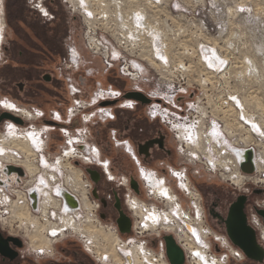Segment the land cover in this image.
Here are the masks:
<instances>
[{
	"label": "built area",
	"instance_id": "1",
	"mask_svg": "<svg viewBox=\"0 0 264 264\" xmlns=\"http://www.w3.org/2000/svg\"><path fill=\"white\" fill-rule=\"evenodd\" d=\"M49 2L30 0L34 4L30 8L40 18L52 19L46 6ZM132 2L127 6L123 0H88L86 6L76 9L80 21L88 26L87 48L102 59L103 70H111L121 62L119 70L123 76L139 78L144 68L129 64L125 57L126 44L133 42V38H142L143 34L149 35L153 29L150 23L155 18L139 5L155 11L168 9L171 19L182 6L168 0ZM193 4L195 9H200L196 14L199 17L207 6L216 7V3L197 0ZM163 22L169 24L167 19ZM153 23L163 25L159 18ZM195 23L193 26L201 34L197 50L205 78L193 88L184 85L181 77L182 82L177 80L169 96L146 95L150 102L144 105L148 120L159 122L171 134L174 151L183 160L177 166L166 161L171 158L173 149L165 147L163 135L158 134L155 139L133 147L128 140H116L113 130L112 141L128 155L136 169V177L124 172L115 174L111 161L103 159L100 149L92 143V133L88 129L76 130L78 124L72 122L75 118L68 116L65 120L59 114L57 119L58 112L52 111L45 116L38 107L0 100V108L3 102H8L25 109V114L0 109V114L7 112L22 121L21 125L9 120L0 123V227L9 235L22 239L31 259L54 260L57 247L74 240L94 264H170L165 237L171 236L183 252V264H228L230 260H246L225 234L218 235L207 225L202 197L191 183L190 173L194 177L217 180L241 195H248L254 189L264 191V152H257L254 147V142L264 138V129L255 116L247 113L233 92L214 98L211 92L218 84L208 82L207 75L211 78L222 76L226 61L221 60L217 65L212 62L222 56L216 45L207 39L211 26L201 17ZM154 33L162 34L155 29ZM162 47L159 42L152 41L151 57L155 63L168 68L170 64L163 57L164 43ZM179 68V75L187 73ZM108 88L109 97L116 101L124 98L125 94L112 86ZM183 95L186 100L178 98ZM125 100L122 107L129 105L134 109L139 104ZM243 113L258 127L248 122ZM108 115L110 120L115 118L111 112ZM224 117L234 122L235 127L226 125ZM55 131L63 140L52 153L50 139L55 141ZM239 135L245 137L247 144L231 141ZM154 149L162 152L164 158L152 168L147 162L153 159ZM242 152L252 154L250 174L241 171L246 163ZM87 169L99 174L97 184L91 181ZM103 181L112 188L102 186ZM94 191L97 198L93 196ZM116 197L131 222L128 234H121L115 223L118 217L114 208ZM261 204L264 206V201L249 206L248 225L264 249V223L256 212L263 208Z\"/></svg>",
	"mask_w": 264,
	"mask_h": 264
},
{
	"label": "rangeland",
	"instance_id": "2",
	"mask_svg": "<svg viewBox=\"0 0 264 264\" xmlns=\"http://www.w3.org/2000/svg\"><path fill=\"white\" fill-rule=\"evenodd\" d=\"M18 1L20 2L16 1V8L18 7L20 11V22L16 23V27L12 29L6 25L4 0H1V11L3 12L1 21L4 23L5 39L0 56V100L6 99L24 105L23 102L32 98L36 104H41V106H32L43 110L45 116L53 111L58 112L65 120L69 116V111L74 109L76 111L74 114L77 115L72 122L78 124L76 130L79 129L81 132L88 129L92 133V143L100 149L103 159L113 161L111 166L115 174L123 173L119 168V166L122 167L121 162L119 161V166H116L115 160L120 158L119 155L124 154V151L118 143L112 141L111 131L114 130L118 134H122L119 138L116 132V140L123 141L131 137V141L135 143L139 140L155 139L157 135L154 131L155 128L144 123L141 116L142 109L139 112L135 108L134 110L123 109L122 105L126 101L124 98L116 101L112 97L105 96L104 100L98 103L99 99L96 98V95L102 91H109L110 82L107 79L109 73L113 75L112 81L126 93L139 91L145 96H169L170 90L177 84V80L182 82L181 77H183L184 85L197 88L201 78H205L197 50L199 42L197 39L201 38V34L198 32V28L193 26L200 17L211 26L210 35L207 36L208 41L216 45L221 52L222 59L226 61L222 69L224 70L222 76L211 78L207 75L208 82L218 84L211 93L215 96L214 98H220L230 92L236 94L247 113L255 116L260 127L264 129V0H197L198 2L216 3V7L207 6L200 17L196 15L200 9H195L193 4L196 0H168L170 3L177 2L176 4L182 6L178 12L174 13L175 18L172 19L168 9L160 8L155 11L149 6L140 4L139 7L144 9L150 17L152 16L151 18L155 17L153 21L159 18L163 23V25L156 26L152 21L150 25L153 27V32L154 29L162 32L160 40L157 42L162 49L164 43V51L170 65L168 68H164L161 64L153 61L151 57L152 40H150L152 34L150 32H148L149 35L143 34L142 38L135 40L133 38V42L130 41L126 44L127 54L125 57L128 58L127 61H130L129 64L132 66L138 64L144 68L141 70L139 78L123 76L119 70L122 66L121 62H118L111 70H103L102 59L98 55L94 56L87 48L88 26L80 21L74 2L79 6H86L88 0H50L49 5L46 4V6L53 17L47 20L40 18L30 8L34 5L30 3V0ZM123 3L127 6L133 4L132 0H123ZM19 4L21 5L19 6ZM166 19L169 20L167 25L163 22ZM161 37L165 40L161 41ZM71 51L78 55L77 63H74V68L66 70ZM134 61L136 62L134 63ZM180 64L188 70L185 75L178 74ZM132 74L135 75L136 72ZM71 80L76 84H81V88L72 87ZM29 85L32 86V91L26 94L25 91ZM75 91L78 92L76 98L73 96ZM180 97L187 99L184 95L178 96V98ZM95 101L98 104L85 111V108L90 107ZM103 102L107 104L102 105ZM74 104L79 105L77 107ZM77 108H79L78 111ZM144 109L146 112L147 106ZM100 111L104 114L111 112L115 118L110 121H100L101 117L97 115ZM86 116H93L88 120L89 123L83 121ZM94 116L100 118L95 120ZM223 119L226 125L231 128L235 127L234 122L228 121L226 117ZM53 136L55 141L52 142L54 139H50V151L55 153L58 146L62 144L60 141L63 138L58 131L53 132ZM231 141L233 143L237 141L241 145H243L242 142L247 144L245 137L240 135ZM137 145L134 146L137 147ZM169 145L172 146L174 143ZM254 147L257 152L263 153L264 138L254 142ZM154 152L153 160H149V165L152 167L157 161L164 158V156L159 157L160 153L157 149ZM181 158L173 149L171 158L168 160L170 163H176L183 161ZM130 163L131 165L127 164L129 169H132L129 175L136 177V169L131 161ZM194 182L197 186L194 184V187L198 189L199 193L206 194L208 203L214 202L217 197H220L228 205L241 195L217 180H213L211 183L204 180ZM106 184L103 181L102 186ZM106 187L112 188L108 185ZM253 199L259 203L264 201V198ZM262 207L264 209L263 205ZM205 209L206 207L204 214L207 222V209ZM207 225L216 234H225L223 230L211 227L208 222ZM72 241H66L57 247L56 260L64 262L68 258L74 261L87 258L85 256L87 254L80 245L74 240ZM62 247L66 248L65 254H60ZM242 263L250 264L247 260L241 262L230 260L228 264Z\"/></svg>",
	"mask_w": 264,
	"mask_h": 264
},
{
	"label": "water",
	"instance_id": "3",
	"mask_svg": "<svg viewBox=\"0 0 264 264\" xmlns=\"http://www.w3.org/2000/svg\"><path fill=\"white\" fill-rule=\"evenodd\" d=\"M125 99L136 101L142 105H146L150 100L139 92H129L125 94ZM4 120H9L15 124H22V121L15 117L14 115L3 112L0 114V123ZM250 154V153H249ZM246 160V163L241 166V171L246 174H250L253 171V166L251 164V159ZM86 172L89 174L91 181L97 184L100 180L99 174L91 169H87ZM133 187L136 185L133 183ZM262 190H254V194H260ZM93 196L97 198L96 191L93 192ZM247 197L245 195H239L236 197V200L231 203L228 208V213L226 219L223 221L225 225V235L231 242V244L238 248L246 260L250 264H263L264 263V249L259 245L256 239L254 230L248 225L246 214L244 212L245 203ZM102 201L104 207L106 203ZM114 208L117 211L118 217L115 220V223L118 227V230L121 234H128L130 232L131 222L126 214L121 208L120 200L116 197ZM257 215L261 218L264 223V209H258ZM102 218H105L104 215H101ZM166 245V256L170 264H183L184 255L182 250L176 245L175 241L171 236L165 237ZM249 264V263H242Z\"/></svg>",
	"mask_w": 264,
	"mask_h": 264
},
{
	"label": "flooded vegetation",
	"instance_id": "4",
	"mask_svg": "<svg viewBox=\"0 0 264 264\" xmlns=\"http://www.w3.org/2000/svg\"><path fill=\"white\" fill-rule=\"evenodd\" d=\"M16 1L20 2L18 0H15V3H17ZM15 3L13 2V0H4V8H5L4 12H5V17H6L5 21H6V25L8 28H12V24L14 23L15 18H16L15 14L12 12L13 6H16ZM20 5L21 4H19V6ZM3 46H4V43H3ZM3 46H2V51H3ZM1 55L2 53H0V56ZM21 88L22 90H24L23 87ZM122 108L128 109V110L133 109V108H130L129 106H125ZM0 109L14 113V114H18V113L25 114V109L18 107L14 103L5 102L4 105H2ZM87 109L88 108H85V111ZM29 118H31V116H29ZM134 155H136L135 152H134ZM254 190H252L250 194L245 195L247 199L245 203L244 212L246 214L247 222L249 219L248 208L249 206L255 203L253 198H264L263 190L260 194H254L253 193ZM201 197H202L203 207L204 208L206 207L207 209V210L205 209L207 212V216H206L207 222L210 224L211 227H215L225 232V225L223 221L227 217L228 208L231 205V203L227 205L226 202H224V200H222V198L220 197H217L216 201L208 203L205 193L201 194ZM65 250L66 248L64 249V247H62L60 254H65L66 253ZM85 256L87 258H84L79 261L77 260L74 261L69 258L66 259V257H65L66 261L64 262H62L61 260H56V259L39 260V261L33 260L28 256L22 239L9 235L6 231L2 230L0 227V264H94L87 255ZM40 261H43V262H40Z\"/></svg>",
	"mask_w": 264,
	"mask_h": 264
},
{
	"label": "crops",
	"instance_id": "5",
	"mask_svg": "<svg viewBox=\"0 0 264 264\" xmlns=\"http://www.w3.org/2000/svg\"><path fill=\"white\" fill-rule=\"evenodd\" d=\"M14 14H15V21H14V25H15V27H16V23H19L20 22V11H19V8L17 7H15V12H14ZM32 91V86L30 87V85L29 86H27V91H25L26 92V94H28V93H30ZM22 104H24V105H39V106H41V104H36V102H34L33 101V99L32 98H28L27 100H26V102H23ZM144 105H142V104H138V105H136V107H135V110H137L138 112L142 109V119H143V121H144V123H148V124H150V126H152L153 128H155L154 129V131L156 132V135H158V134H161V135H163L164 136V139H165V142H164V145H165V147L166 148H169V149H174L175 150V146L174 145H172V146H170L169 144L170 143H174V141L172 140V136H169V135H171V134H169V132H168V130L165 128V127H163L162 125H160V123L159 122H157V121H150V120H148V118L146 117V114H145V109H144ZM134 110V109H133ZM135 129V128H134ZM138 131H141V130H138ZM117 132V131H116ZM117 134H118V132H117ZM169 134V135H168ZM168 136V138H167V136ZM122 136V134H118V137L120 138ZM125 140H128L129 142H130V144L133 146V147H135L134 145H136V144H142L143 142H145V141H136V143L135 142H132L131 140H132V138L131 137H129L128 139H125ZM147 141V140H146ZM141 142V143H140ZM167 143V144H166ZM137 145V146H138ZM155 150V149H154ZM160 153V156L159 157H161V156H163V154H162V152H159ZM155 154V152L154 151H152V157L153 156H155L154 155ZM120 156V158H118L117 160H115L116 161V166H119L118 164H119V161L121 162V165H122V167H120L119 166V168L121 169V172H124L125 174H128V176H131V175H129L130 174V172H131V170L129 169V166L127 165V164H130L131 165V163H130V158L128 157V155L127 154H120L119 155ZM129 158V159H128ZM163 159V158H162ZM161 159V160H162ZM153 160V159H152ZM170 165H172V166H177V164H178V162H173V163H170L169 162V160L167 159L166 160ZM111 163H113V161L111 160ZM147 165H149V162H147ZM149 166H151L152 167V165H149ZM152 168H155V164L153 165V167ZM190 171V170H189ZM190 180H191V183L194 185L195 184V182L194 181H199V180H204L205 182H207V183H211V181H213V180H209V179H207L206 177H204V176H202V177H194V176H192V174L190 173ZM195 186H196V184H195ZM197 187V186H196ZM198 190V189H197Z\"/></svg>",
	"mask_w": 264,
	"mask_h": 264
},
{
	"label": "bare ground",
	"instance_id": "6",
	"mask_svg": "<svg viewBox=\"0 0 264 264\" xmlns=\"http://www.w3.org/2000/svg\"><path fill=\"white\" fill-rule=\"evenodd\" d=\"M72 1V0H71ZM73 1H75V0H73ZM69 2V1H68ZM73 3V2H72ZM75 3V5L76 6H79L78 5V3L76 4V2H74ZM86 10H88L87 8H86ZM89 11V10H88ZM2 20V11H1V0H0V53H2V46H3V41H4V23L1 21ZM123 26H125V24L123 25ZM150 33L152 34V37L151 38H153V40L152 41H156L157 42V40H160L159 39V37H160V35L161 34H157V33H154L153 32V30L152 29H150ZM162 41V40H161ZM162 43V42H161ZM163 57H164V59H166V61H167V63H168V56L166 55V53L165 54H163ZM70 58H72L71 60H70ZM77 58H78V55L77 54H75V52H71V54L69 55V62H68V66L66 67V70H69V69H71V68H74V63H77ZM221 60H222V62H224V60L222 59V58H218L217 60H214L213 59V63L215 64V65H217L218 63H221ZM182 64V63H181ZM179 65V67H181L183 70H185V71H188L187 70V68L185 67V66H183V65ZM71 65V66H70ZM178 68V67H177ZM178 70H180V68H178ZM191 71V70H190ZM165 72V71H164ZM225 73V72H224ZM70 78V77H69ZM78 84V83H77ZM76 83H74L72 80L70 81V85L72 86V87H74V88H76V89H80L81 88V84L79 85H77ZM77 93L78 92H76V93H74L73 94V96L76 98V96H77ZM81 94V93H80ZM111 95V93H109V92H99V94L98 95H96L97 97L96 98H98L99 99V101H98V103L100 102V101H102V100H104L103 98L105 97V96H110ZM82 101V100H81ZM242 102V101H241ZM4 103L5 102H3L2 104H1V106L2 105H4ZM98 103H96V104H92V105H90V107H88V109L89 108H94ZM80 104V103H79ZM79 104H74V105H76V106H78ZM104 104H107V103H105V102H103V104L102 105H104ZM127 106V105H126ZM129 106V105H128ZM75 107V106H74ZM18 110V109H17ZM20 111V110H19ZM87 111V110H86ZM74 112H76L74 109H71L70 111H69V113H68V115L71 117V118H76V113L74 114ZM101 114H103V115H101ZM97 115H100V117H101V119H100V121H110V117H109V115L108 114H104V112H102V111H100V112H98V114ZM243 116H244V118L248 121V122H250L253 126H255V127H258V125L255 123V122H253V121H250L248 118H246L245 117V115H244V113H243ZM88 117H90V118H88ZM93 116H86L85 118H86V120H89V119H91ZM100 117H96V116H94V119L96 120V119H98V118H100ZM56 118L57 119H59V113H57L56 114ZM182 133V132H181ZM130 152V151H129ZM132 153V152H131ZM243 153V159L246 161V160H248L249 158L248 157H250V159H251V161H252V154L250 153H248V152H242ZM253 162H251V164H252ZM253 166V165H252ZM74 203H72V205H73ZM205 264H216V263H214V262H205Z\"/></svg>",
	"mask_w": 264,
	"mask_h": 264
},
{
	"label": "trees",
	"instance_id": "7",
	"mask_svg": "<svg viewBox=\"0 0 264 264\" xmlns=\"http://www.w3.org/2000/svg\"><path fill=\"white\" fill-rule=\"evenodd\" d=\"M13 2L15 3V0H13ZM16 4V3H15ZM15 7L16 6H13V8H12V12L14 13L15 12ZM13 28H15V25L14 24H12V29ZM109 76H107V79L109 80V86H112L114 89H116V90H118V91H120L121 92V94L122 95H124V94H126V92H123V90H121V88L120 87H118L117 86V84L116 83H114L113 81H112V77H113V75L112 74H108ZM116 78H118V79H121V78H119V76H116ZM138 105V104H137Z\"/></svg>",
	"mask_w": 264,
	"mask_h": 264
}]
</instances>
